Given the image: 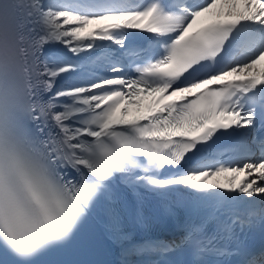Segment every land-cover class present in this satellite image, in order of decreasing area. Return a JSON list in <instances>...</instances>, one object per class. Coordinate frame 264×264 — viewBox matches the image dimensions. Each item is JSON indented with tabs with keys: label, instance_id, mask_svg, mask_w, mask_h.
Masks as SVG:
<instances>
[{
	"label": "snow or ice",
	"instance_id": "6c2138e0",
	"mask_svg": "<svg viewBox=\"0 0 264 264\" xmlns=\"http://www.w3.org/2000/svg\"><path fill=\"white\" fill-rule=\"evenodd\" d=\"M5 19L0 236L20 264L97 203L113 212L117 180L199 216L161 252L264 264L229 246L264 223V0H0Z\"/></svg>",
	"mask_w": 264,
	"mask_h": 264
},
{
	"label": "clouds",
	"instance_id": "9594fccd",
	"mask_svg": "<svg viewBox=\"0 0 264 264\" xmlns=\"http://www.w3.org/2000/svg\"><path fill=\"white\" fill-rule=\"evenodd\" d=\"M14 31L11 26V23L8 19H5L2 25H0V65L3 66L4 77L7 82L9 76V65H10V57H11V45L13 43ZM0 241L8 247L10 251L15 254L14 249L11 246V242L8 240L6 236H0ZM62 242V240L54 239L49 241V244H55Z\"/></svg>",
	"mask_w": 264,
	"mask_h": 264
},
{
	"label": "bare ground",
	"instance_id": "6f19581e",
	"mask_svg": "<svg viewBox=\"0 0 264 264\" xmlns=\"http://www.w3.org/2000/svg\"><path fill=\"white\" fill-rule=\"evenodd\" d=\"M53 47H60L59 45L53 46ZM134 261V260H133Z\"/></svg>",
	"mask_w": 264,
	"mask_h": 264
}]
</instances>
